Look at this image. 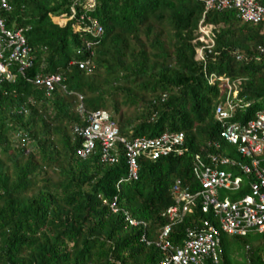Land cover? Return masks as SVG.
<instances>
[{"label":"trees","instance_id":"trees-1","mask_svg":"<svg viewBox=\"0 0 264 264\" xmlns=\"http://www.w3.org/2000/svg\"><path fill=\"white\" fill-rule=\"evenodd\" d=\"M4 1L10 9L0 7L3 26L26 27V56L32 59L19 70L13 62L12 79L0 83V264H155L163 254L155 240L167 223L162 212L173 202L172 178L195 191L192 154L220 152L217 157L232 161L234 145L221 139L215 148L206 141L218 137L222 122L244 124L264 108V56L257 50L264 46L262 22L242 21L234 9L206 13L204 21L217 28L200 60L194 58L199 43L192 42L202 11L198 0H96L90 15L101 25L97 36L51 20L68 12L73 0ZM80 62L88 67L79 68ZM40 69L60 74L69 92L57 85L44 95L30 81ZM210 74L216 75L212 82ZM233 89L236 108L218 120L215 101ZM79 105L84 112L107 110L126 138L181 131L184 151L138 157V178L116 191L125 174L120 146L114 163L101 162L97 145L84 157L75 154L81 139L71 131L84 125ZM19 127L32 142L28 149L11 137ZM244 176L239 190L223 195L246 193ZM114 194L119 207L145 224L131 226L120 210L111 213L103 200ZM203 219L218 228L194 201L181 222L170 226L166 241L180 243L185 229ZM218 235L223 264H231L234 252L237 264L261 263L253 260L264 234Z\"/></svg>","mask_w":264,"mask_h":264},{"label":"built area","instance_id":"built-area-1","mask_svg":"<svg viewBox=\"0 0 264 264\" xmlns=\"http://www.w3.org/2000/svg\"><path fill=\"white\" fill-rule=\"evenodd\" d=\"M202 3L201 16L197 24L194 41L199 43L195 48V59L203 60L206 53L210 52L213 44L216 26L211 22L204 21L206 13L210 11H222L234 9L235 15L242 21L262 22L264 29V6L257 0H198ZM73 4L79 5L81 9L77 13L75 24L82 32L97 36L102 32L100 24L88 14L95 5V0H73ZM0 7L9 10V5L0 0ZM21 26L6 29L0 18V82L11 80L13 74L8 67L18 63V70L29 66L31 57L26 56L27 50ZM198 48V49H197ZM5 49L6 54H5ZM257 50L264 56V46H258ZM81 68H86V63H79ZM216 75L208 76L212 82ZM221 78V77H219ZM57 77H47L44 83L51 86V82ZM36 81H40L36 79ZM230 88V87H228ZM236 90L233 89L230 96L224 102L215 101L214 115L218 120L229 118L231 112L236 108ZM80 98V96H78ZM85 124L74 125L72 133L80 139V147L75 149L77 156L84 157L97 145L101 162L114 163L117 160L116 144L120 146L125 163V174L115 182V190L118 191L121 183L133 181L138 178V162L140 156L146 159H155L159 156L174 152L180 155L184 151L183 133L162 132L158 136H133L126 138L118 134L115 123L110 119L107 111L95 109L83 111L79 105ZM222 122V121H221ZM218 138L234 145L235 151L243 160L249 159L248 164L230 161L228 158L217 157V153L206 154L205 160L197 154L191 158V172L198 184L195 191H191L188 183L181 179H174L169 191L173 204L168 205L162 212L167 223L161 227L156 235L155 245L163 252L155 264H217L220 261L218 254V234L243 235L249 230L264 232V165H260L255 158L264 149V108L254 112L251 119L244 124L232 121L222 122L218 130ZM15 139L23 143L29 140L23 132L13 133ZM209 146L218 148V143L208 142ZM235 164L239 175H252L247 182V192L235 199H226L218 196V191L233 192L238 190L241 177L232 175L224 167ZM117 194L104 201L111 213L119 210L123 215L124 222L128 225L138 224L128 211L119 207ZM197 201L201 212H210L217 220L218 228L207 219H203L197 225L193 223L185 229L184 238L176 245L166 241V235L170 226L181 222L183 216L191 211V204ZM206 260V261H205Z\"/></svg>","mask_w":264,"mask_h":264},{"label":"clouds","instance_id":"clouds-1","mask_svg":"<svg viewBox=\"0 0 264 264\" xmlns=\"http://www.w3.org/2000/svg\"><path fill=\"white\" fill-rule=\"evenodd\" d=\"M95 2H96V0H95ZM95 6V5H94ZM81 9V7L79 6V5H75V4H73V1H72V3L70 4V8H69V10H68V12H61V13H59V14H57V15H50V17H51V20L52 21H54V22H56L59 26H63L66 22H71V24H72V28H73V30L74 31H76V32H78V33H85V32H82L80 29H78V27L76 26V24H75V20H76V18H77V13L79 12V10ZM94 9V7L92 8V10ZM92 10H90V11H88V14L90 15V13H91V11ZM91 16V15H90ZM52 17H54V19H52ZM92 17V16H91ZM94 18V17H93ZM95 19V18H94ZM96 20V19H95ZM98 22V21H97ZM101 26V25H100ZM21 27H23V28H25V30H26V27H24V26H21ZM23 35H24V31H23ZM25 37V36H24ZM27 45V44H26ZM29 48V47H28ZM3 50H5V49H3ZM32 59V58H31ZM31 61V60H30ZM73 61L74 60H70V62L69 63H73ZM81 63V62H80ZM30 65H31V63H30ZM29 65V66H30ZM77 65H79V63H77ZM29 66H26V67H29ZM79 67V66H78ZM88 66L86 65V68H87ZM25 68V67H24ZM79 68H81V67H79ZM13 74V73H12ZM14 75V74H13ZM50 76H53V77H57V79L56 80H53L52 82H51V86H47L45 83H44V79L45 78H47V77H50ZM36 79H38V80H40V81H36ZM63 78H62V76L60 75V74H58V73H45L44 71H42V69H40V70H38V71H36L33 75H32V77H31V79H30V81L34 84V85H36L37 87H40V88H43V90H44V95H46V96H49V94H50V92L54 89V87L55 86H60V88L64 91V92H69L68 90H65V85L61 82V80H62ZM5 80V79H4ZM2 82V81H1ZM0 82V83H1ZM79 96V95H78ZM78 100H80L81 101V96H80V98L78 97ZM80 104V103H79ZM93 110H95V109H93ZM102 110H104V109H102ZM105 111H107V110H105ZM108 112V111H107ZM108 114H109V117H110V119H111V116H110V113L108 112ZM83 117V116H82ZM83 120H84V118H83ZM113 122H114V120L113 119H111ZM84 124H85V121H84ZM76 125V124H75ZM77 125H79V124H77ZM73 129V128H72ZM17 131H20V132H23L24 134H25V136L27 137V139L29 140V142L28 143H25V142H23V143H21L20 142V145L19 146H24L26 149H28L29 148V146L31 145V140L29 139V137L27 136V134H26V131L24 130V129H22V128H16V129H12V131H11V137L13 138V140H14V142H15V144L17 143V140H19V139H15L14 137H13V133L14 132H17ZM72 132V131H71ZM74 134V133H73ZM170 188V187H169ZM170 192V191H169ZM111 198V197H110ZM117 202H118V200H117ZM109 210V209H108ZM163 256V255H162ZM161 256V257H162Z\"/></svg>","mask_w":264,"mask_h":264},{"label":"crops","instance_id":"crops-1","mask_svg":"<svg viewBox=\"0 0 264 264\" xmlns=\"http://www.w3.org/2000/svg\"><path fill=\"white\" fill-rule=\"evenodd\" d=\"M199 21V20H198ZM198 24V23H197ZM196 29H197V26H196ZM196 33V32H195ZM196 35V34H195ZM194 35V36H195ZM195 38V37H194ZM192 42H195L194 41V39L192 40ZM225 99V98H224ZM224 99L222 100L221 98L220 99H218V102H224ZM261 109V108H260ZM210 141H214V142H216V143H218V145L220 144V142L222 143V141H221V139H219L218 137L217 138H215V139H210V140H207L206 141V143L208 144V142H210ZM234 148V154H235V158L234 157H230V159H232L233 161H235V162H237V163H245V164H248L249 162H248V158L247 159H245V160H241V161H239V160H237L236 159V157H239V155L237 154V152L235 151V147H233ZM202 149V148H201ZM204 149V148H203ZM209 152V151H208ZM208 152H206V153H208ZM183 153V152H182ZM181 153V154H182ZM206 153H204L203 155L201 154L200 155V153H198V152H195V153H193V154H197V155H199L200 157H201V159H203V160H205V158H206ZM212 153H217V154H220V152H212ZM192 154V155H193ZM233 154V155H234ZM229 158V157H228ZM255 158L260 162V163H262V162H264V149H262L257 155H255ZM227 171H229L232 175H236V176H240L239 174V172H238V170H237V168L234 166V168H232V167H230L229 165H227V166H225L224 167ZM233 169H236V171L235 170H233ZM235 171V172H234ZM242 176L243 175H241L240 177L242 178ZM244 177H247V178H249L248 180H244L245 182H244V184H245V186H246V188H247V182L248 181H250L253 177H252V175H245ZM177 177H175V178H172V181H171V183H170V185L173 183V181H174V179H176ZM193 178V180L195 179L194 178V176L192 177ZM179 179V178H178ZM241 182H242V179H241ZM241 182H240V185H239V188H238V190L240 189V186H241ZM184 183H186V182H184ZM189 184V186H190V183H188ZM170 187V186H169ZM168 190H169V188H168ZM237 191V190H236ZM223 193H228V192H225V191H218V195H219V197H224V198H226V199H231V198H229V196L227 197V196H224L223 195ZM220 194H222L221 196H220ZM173 200V199H172ZM172 204H173V202H172ZM171 205V204H170ZM129 213V212H128ZM164 217V216H163ZM133 218V217H132ZM134 219V218H133ZM135 221H137L138 222V224H142V225H144L145 223L144 222H142V220H137V219H134ZM222 233V232H221ZM224 233V232H223ZM225 234H227V235H237V234H228V233H225ZM246 234H260V235H263L264 234V232H257V231H254V230H249L248 232H246L245 234H243V235H239V236H244V235H246ZM142 238H143V236H142ZM144 239V238H143ZM182 241V240H181ZM180 241V242H181ZM220 256V261L217 263V264H223V261H222V257H221V255H219ZM230 258H231V264H237L236 263V261H240V257H239V254H237L236 252H234V253H231V256H230ZM259 258V260H260V264H264V247H262L261 248V250L257 253V255H256V257H255V259L253 260V262H255L257 259ZM245 264H254V263H252L251 261H249L248 259L246 260V263Z\"/></svg>","mask_w":264,"mask_h":264},{"label":"rangeland","instance_id":"rangeland-1","mask_svg":"<svg viewBox=\"0 0 264 264\" xmlns=\"http://www.w3.org/2000/svg\"><path fill=\"white\" fill-rule=\"evenodd\" d=\"M52 19H54V17H52ZM198 49V48H197ZM115 122V121H114ZM219 132V131H218Z\"/></svg>","mask_w":264,"mask_h":264}]
</instances>
